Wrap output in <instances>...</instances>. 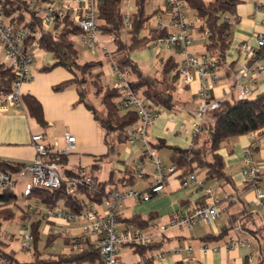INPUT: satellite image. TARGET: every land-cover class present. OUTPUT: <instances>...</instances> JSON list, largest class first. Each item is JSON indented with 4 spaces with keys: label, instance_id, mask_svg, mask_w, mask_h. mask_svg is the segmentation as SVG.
<instances>
[{
    "label": "trees",
    "instance_id": "obj_1",
    "mask_svg": "<svg viewBox=\"0 0 264 264\" xmlns=\"http://www.w3.org/2000/svg\"><path fill=\"white\" fill-rule=\"evenodd\" d=\"M0 0L3 6V14L7 21L24 27L29 32L28 45L38 40V48L52 55L54 63L45 65L41 71L50 72L56 68H64L74 75V78L60 84L56 91H64L74 83L80 81L75 76L78 69L83 76V82L88 91L100 100L104 116L101 118L83 99L80 88L77 89L80 99L90 110L96 121L115 133V142L106 139L108 149L107 156L115 154L117 147L126 144L130 140L129 131L139 123L137 110L124 106L121 94L115 86L105 84L102 71L103 63L90 61L84 64L79 62L80 51L71 41L73 36H83L84 30L76 25L73 14L68 9L57 11L54 25L45 30L44 16L37 9L55 3L56 0ZM62 1V0H60ZM190 10L196 14L199 20L200 31L206 34L205 50L212 58H216L220 69L228 68L227 62L235 44L233 30L237 25L239 8L245 0H185ZM149 0L133 1V21L130 29L125 31L124 0H101L99 8V29L103 37H112L116 50L112 53L121 69H129L132 76V85L140 96L149 102L150 107H164L169 110L177 108L176 83L180 79L179 63L175 57H169L161 66L160 77L151 78L132 60L134 52L141 51L156 44L159 40L168 37V28H159L158 24H152V19L157 12L148 11ZM259 57H264V48ZM17 77L16 69L0 60V95L11 93ZM211 100H216L210 96ZM24 110L36 121L40 132L45 134L47 121L42 103L32 95L23 96ZM221 105L215 111H210L202 118V132L193 137L189 149L172 147L171 165L176 170L170 175L176 176L183 183L190 175L200 172L205 173L206 181L222 183V186L230 185L238 190L231 176L226 172L224 157L220 154L225 143L241 136H252L254 133L264 131V93L252 98H225L220 100ZM123 108L126 111L123 112ZM152 149L160 150L167 147L164 140L150 143ZM67 155L49 154L48 161L60 162L65 167L68 164ZM104 161L103 158H100ZM24 166L12 161L0 158V173H6L12 180L6 188L0 189V229L6 222L17 221L20 224H30L33 235L32 260L20 261L16 251L10 248L14 236L0 239V264H96L100 260V254L93 239H83L84 250L77 253L73 249L61 252H48L47 249L54 245L61 234H49L46 241L42 238V227L45 221L43 213L37 208L29 209L21 206L15 194L14 177L21 174ZM65 177L88 175L81 170L65 171ZM130 178L126 186H133L140 179L135 170L129 169ZM169 175V176H170ZM90 176L97 183V188L85 186L68 194L65 185L60 189H46L33 187L28 196L37 199L44 207L63 206L74 213H82L91 203L102 205L109 198L111 192L107 190L110 181L101 182L93 173ZM64 177V178H65ZM125 179V178H123ZM123 182V181H122ZM245 189H253V185L246 182ZM222 202H219L221 205ZM40 218L36 219L35 217ZM154 219L152 216L134 214L128 218L120 216V223L124 227L141 228L150 227ZM234 220H232V223ZM231 231V227L224 228L219 236H207L206 239L221 240ZM1 238V234H0ZM163 242L153 243L137 249L141 255L162 248ZM160 264V263H158ZM175 264H183L177 262Z\"/></svg>",
    "mask_w": 264,
    "mask_h": 264
},
{
    "label": "crops",
    "instance_id": "obj_2",
    "mask_svg": "<svg viewBox=\"0 0 264 264\" xmlns=\"http://www.w3.org/2000/svg\"><path fill=\"white\" fill-rule=\"evenodd\" d=\"M153 3L152 12H157L156 17L158 19V24L162 22L168 25L169 32H175L176 29L170 24L171 18L165 11L166 0H154ZM260 3L264 5V0H260ZM68 4L71 5L70 2H68ZM130 9L134 10V6H130ZM263 19L264 14L257 8L254 0H245L239 8L237 25L233 30L235 43L247 42L250 45H256V35L260 32H264V25L262 24ZM188 20L193 24V28L189 32L193 44L189 47V51L206 54V34L200 31V23L193 11L188 13ZM80 41L85 47L83 36H81ZM85 49L88 50L86 47ZM0 50L4 53V49L1 45ZM82 51H85L83 47ZM101 53V50L95 53L92 52L94 57L92 61L102 62ZM179 53L177 47H165L154 44L151 47L132 54V60L144 74L151 78H158L160 77L162 64L169 57H175L176 61L180 63ZM47 55L52 57L51 54L38 49L35 53L33 64H35L38 59H44ZM103 56L109 62L104 54ZM53 63L46 65H51ZM245 65V60L234 54L232 50L231 56L227 62L228 68L219 70L221 81L210 92V96H213L216 100L231 97L239 98L235 86L237 76ZM44 66L40 68L35 67L39 73L36 71L33 81L24 84L23 96L32 95L39 99L43 105L45 119L47 121L45 144L51 147L57 141L59 146L63 148L66 142L65 135L68 131L76 137L77 141L76 151L73 152L74 157L71 158L70 155L68 156V163L73 165L74 168L69 170H81V172L88 175L93 173L101 182L113 179L107 186V190L111 193L115 191L131 190L139 183L147 185L144 187L140 186L137 191H148L151 186L155 184L157 172L153 162L149 160L146 155H141L143 148V143L141 141L128 142L117 147L115 152L118 160L117 168L121 174L117 180L113 172L110 173L109 179L106 180L98 176L99 171L106 161L108 149L105 154L100 153L101 155L99 156L95 154L96 150L100 152L103 150L102 146H100L101 144H99V138H97L98 128L94 123L96 120L92 112L88 110L84 104L79 103V99H76L77 90V92L70 91L71 89H69V92L68 90L60 93L52 92L55 82L53 78L49 80L47 77H49L48 74L54 73L57 71L56 69L60 68L46 73L41 71ZM152 70H156L154 75L151 74V72H153ZM111 73L108 79L111 81L110 85L114 86L115 78L113 70ZM176 88L175 99L178 103L177 108L169 110L164 107L153 106L152 110L155 111L158 116L148 129L147 134L149 143L154 144L157 143L158 140L165 141L167 147L155 150V152L162 163L169 167L171 166L172 153L170 148L178 147L181 149H189L193 141L191 129L194 123L200 121V115L193 107L198 103L196 93L200 88L199 79L195 78V81L189 85L184 84L179 79L176 83ZM46 92H48L49 97H51L48 103L43 99ZM262 93H264V77L262 81L255 86L253 97ZM67 96L70 97L68 98ZM75 104L76 107H74ZM70 114L77 115V117H69ZM39 133L41 132L38 124L25 110L18 111L12 107L8 113L0 114V158L24 166L25 169L16 177L28 179L32 188L31 174L28 169L36 158V151L32 145V136ZM98 145L100 147H98ZM104 145V147H106V139ZM249 149L253 152V159L259 168L262 187L264 189V134L259 136H241L233 138L228 143H225L220 150V154L225 159L226 172L232 177L238 190L236 191L230 185L222 186V183L217 184L215 182H208V184L213 187L214 192L215 189H217L216 192L218 197L216 198L214 196L215 199L218 202H222L220 205L222 208L220 217L210 224L199 221L191 230L176 231L168 234L165 239L160 240L159 242H163V246L157 251L166 253L164 259L166 262L165 264H175L177 262H182L183 264H264V209L260 206L254 189H245L247 182L244 175L246 166L245 154ZM100 158H103L104 161ZM139 165L145 168L147 172L146 176L144 178L139 177L140 179L135 185L126 186L127 180L130 178L129 169L135 170V174L138 176L137 172ZM148 166H150V169H147ZM25 172L27 175H23ZM65 173L66 172L63 174V178L65 177ZM169 175L170 174H168V176ZM199 177L200 179H206L204 172L199 173ZM167 184L171 188L169 194L163 191L153 195L150 200L140 203L125 201L120 209V216L122 218H128L134 214H141L145 217L152 216L154 220L151 226L145 229L150 231L157 226L167 224L173 213L190 212L194 210L196 205L201 203L203 194L196 186L188 189L183 188L182 181L177 179L174 175L168 177ZM15 194L19 198V202L20 196L16 191ZM28 199H30V197H27L26 201H28ZM24 207L30 210L35 208L29 204ZM37 209L41 212L44 211L42 207H37ZM35 218L38 219L40 217L36 216ZM232 220H234L233 223ZM226 227H231V231L226 234L223 239H206L207 236H219L221 231ZM42 232V238L45 241L49 234H61L62 236L59 237L56 242L62 240L61 243L64 248L66 241L70 237L80 234H68L62 222L46 219L43 223ZM232 239L241 240L243 245L237 248H228L227 245ZM140 248L132 250V248L126 247L125 249L132 250L133 252L131 251V255L139 256L141 254L136 252V250ZM188 248H190V250H188ZM16 251H19V246Z\"/></svg>",
    "mask_w": 264,
    "mask_h": 264
},
{
    "label": "built area",
    "instance_id": "obj_3",
    "mask_svg": "<svg viewBox=\"0 0 264 264\" xmlns=\"http://www.w3.org/2000/svg\"><path fill=\"white\" fill-rule=\"evenodd\" d=\"M134 0H124L125 31L130 29L133 21ZM150 5L154 0H149ZM257 8L264 14V5L260 0H254ZM32 5L34 1L31 0ZM70 4L61 2L58 7L50 4L39 7L37 11L44 16L45 30L50 29L57 18V11L68 9L74 16L77 26L84 30L83 43L85 47L92 51H104L105 57L113 67L115 87L121 94L124 106L137 110L139 114V123L128 133L129 142L141 141L146 149V157L151 160L155 166L157 177L155 184L148 191L139 192L134 190L112 192L108 199L102 205L91 203L82 213H74L66 210L62 205L58 207H44L43 217L46 220L67 221L73 223H83L82 231L78 236L70 237L65 248L73 249L77 253L84 250L83 239H93L96 241V247L100 254V260L96 264H129L123 259V251L126 247L140 248L157 243L165 239L168 234L180 230H191L199 222L210 224L215 222L222 213L219 202L214 197V190L208 184L206 179H200L199 174L194 173L183 181V188L197 187L202 191V199L199 205L190 212H175L167 224L160 225L148 231L141 228L124 227L120 223V209L125 201L136 203L150 200L153 195L160 192L170 193L171 188L167 184L168 174L176 170V166L166 168L161 159L157 156L154 149L147 140L148 129L156 120L158 114L152 110L149 102L144 100L137 92L130 81L131 72L129 69H121L117 60L108 50L104 37L99 29V8L101 0H71ZM166 13L170 16V24L175 32H169L168 37L159 40L156 45L165 47H177L180 54V80L184 84H191L198 78L200 88L196 93V103L194 110L200 115V121L194 123L191 129V135L195 137L202 132V118L210 111L217 110L220 100H211L210 92L221 81L219 75V64L216 58L208 54H199L189 51L193 44L189 32L193 24L188 20V13L191 11L185 0H166ZM199 21V20H198ZM264 25V19L262 20ZM159 28H168L164 23L158 24ZM29 32L24 27L6 20L3 14V6L0 3V45L4 49L5 63L16 69L17 77L11 93H1L0 95V114L8 113L12 107L15 110H24L23 104V86L32 82L34 79L31 67L35 59V53L38 48V40L32 45H28L27 39ZM264 48V32L256 35V45H250L247 42H236L233 46V52L246 62L245 67L239 72L235 89L238 91L239 98L253 97L255 86L262 81L264 77V57L260 58L259 53ZM188 129L187 127H184ZM264 134V131L254 133V136ZM65 146L62 148L56 141L53 146L45 144V134L39 133L32 136V145L36 151V158L29 166L33 187L46 189H60L65 185L68 194L74 193L77 189L90 186L97 188V183L88 175L72 176L63 178L61 174L64 166L60 162L48 161L49 154L67 155L76 151V137L70 132H66ZM244 175L246 180L253 185L260 206L264 209V189L260 177L259 168L253 159V152L249 149L245 154ZM138 177L144 178L146 170L139 165ZM12 178L6 173H0V189L6 188ZM102 209V211L100 210ZM104 209V210H103ZM22 238L19 241L20 251H28L32 248L33 235L30 224L22 225ZM1 235V240L6 239ZM243 245L241 240H230L227 247L237 248ZM185 249V248H183ZM190 250V248H188ZM208 250V249H205ZM133 252V251H132ZM140 259L136 264H158L166 256L163 251H151L145 255H139Z\"/></svg>",
    "mask_w": 264,
    "mask_h": 264
},
{
    "label": "rangeland",
    "instance_id": "obj_4",
    "mask_svg": "<svg viewBox=\"0 0 264 264\" xmlns=\"http://www.w3.org/2000/svg\"><path fill=\"white\" fill-rule=\"evenodd\" d=\"M206 2H210L212 0H205ZM64 2V4H68V2H71V0H56L55 3L53 4L54 6L58 7V4ZM154 4V3H153ZM148 11L149 13L153 11V5H149L148 7ZM152 24H158V19L157 17L154 16V18L152 19ZM105 40L106 46L108 47V50L113 53L116 50V46L113 42V38L112 37H104L103 38ZM81 36H73L71 38V41L75 44L76 48L80 51V60L79 62L81 64H84L86 62H90L94 59L92 52L89 50H86L85 47L81 44ZM82 47L85 51H82ZM102 51V71L104 72V80H105V84L110 85V80L108 78H110L111 76V72L113 70L112 64L110 62H108L103 54L104 51ZM135 53V52H134ZM133 53V54H134ZM0 60L3 62H6L5 60V54L3 52H1L0 50ZM53 63V59L50 55H47L44 57V59H38L36 61L35 64L32 65L31 70L33 71V74L35 75L36 71H38L35 67L40 68L46 64H50ZM57 71H55L54 73L48 74L49 80L51 78L54 79V86L52 88V92L53 93H60L63 91H56L55 88L57 86H59L60 84L64 83L63 81H68L70 79L74 78V75L70 72H68L66 69L64 68H60V69H56ZM153 72H151L152 75H154L156 70H152ZM39 73V71H38ZM42 74V73H40ZM80 77V81L77 83H74L73 85H71L69 88H67L66 90L71 89L70 91H76L78 88L81 89L82 93H83V99L85 100V102L90 105L91 107H93L94 111L96 112V114H98L101 118H103L104 116V112H103V108L100 104V100L96 99L92 93L90 91H88L86 84L83 82V76L81 75V72L78 69H75V76ZM130 81H132V77H130ZM64 90V91H66ZM77 92V91H76ZM238 96V95H236ZM68 98L70 96H67ZM49 94L48 92H46V94L43 96V99H45V102L48 103L50 101ZM250 98H252L250 96ZM76 99H80V95L78 96V93L76 94ZM74 107H76V104L74 105ZM84 107V106H83ZM126 111V108H123V112ZM90 114V113H89ZM91 115V114H90ZM69 117H77V115L74 114H70ZM94 121V120H93ZM94 123L96 124L97 129V138H99V144H101L100 146H102V152H100L99 150H96L95 154L96 155H101L105 154V152H107V148L104 147V143H105V139H108L109 142L114 143L115 142V133L112 130H109L108 128L104 127L99 121H94ZM150 137V136H149ZM98 145V147H100ZM147 153L146 149L143 147L142 148V154L143 156H145ZM74 154H71V158L74 157ZM166 163V162H165ZM117 164H118V160L116 157V154H110L106 157V161L103 164L102 169L99 171L98 176L101 179H109V175L111 172L114 173L115 175V179L117 180L120 177V172L118 171L117 168ZM164 166L166 168H168L169 166H167L166 164H164ZM69 169H74L73 165H71L70 163H68L65 168L62 170L61 174L63 175L65 170H69ZM147 169H150V166H148ZM201 173V172H200ZM203 173V172H202ZM23 175H27V173H23ZM14 180H16L15 186H14V190L16 191L17 194H19L20 196V205L21 206H26L27 204L32 205L33 207L37 208V207H41L42 205L39 203L38 200L34 199V198H30L28 199V201H26V196L29 193L31 187V183L28 179H22V178H18V177H14ZM142 182V181H141ZM147 184H141L139 183L137 186H135L133 189L134 191H137L138 188L140 186H145ZM131 189V190H133ZM217 189H215L214 192V196L217 198ZM102 211V209H100ZM63 223V227L65 228L66 232H68V234H79L82 231V227H83V223H73V222H67V221H60ZM21 231H22V224H20L17 221L14 222H6L1 226L0 229V234L4 237L8 236H14L13 241L10 243V248L9 249H13V250H18V244L20 239L22 238L21 235ZM62 240H59L58 242H56V244L52 247H49L47 249L48 252H61V251H68L67 248H64L63 244L61 243ZM131 251L130 249H124V259L126 262H128L129 264H136L137 261L140 259V256L138 255H131ZM17 258L20 261H25V262H30L32 260V252L31 251H19L17 253ZM165 260L161 262V264H165Z\"/></svg>",
    "mask_w": 264,
    "mask_h": 264
}]
</instances>
